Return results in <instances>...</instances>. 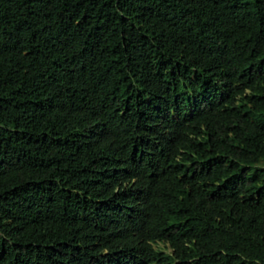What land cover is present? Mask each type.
<instances>
[{
  "label": "trees",
  "instance_id": "obj_1",
  "mask_svg": "<svg viewBox=\"0 0 264 264\" xmlns=\"http://www.w3.org/2000/svg\"><path fill=\"white\" fill-rule=\"evenodd\" d=\"M0 264H264V0H0Z\"/></svg>",
  "mask_w": 264,
  "mask_h": 264
}]
</instances>
